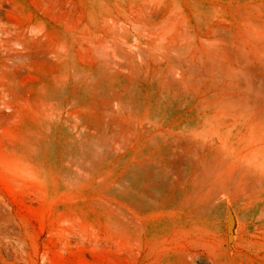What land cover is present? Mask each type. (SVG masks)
Returning a JSON list of instances; mask_svg holds the SVG:
<instances>
[{"label":"rangeland","instance_id":"374dc122","mask_svg":"<svg viewBox=\"0 0 264 264\" xmlns=\"http://www.w3.org/2000/svg\"><path fill=\"white\" fill-rule=\"evenodd\" d=\"M0 264H264V0H0Z\"/></svg>","mask_w":264,"mask_h":264},{"label":"bare ground","instance_id":"6f19581e","mask_svg":"<svg viewBox=\"0 0 264 264\" xmlns=\"http://www.w3.org/2000/svg\"><path fill=\"white\" fill-rule=\"evenodd\" d=\"M13 57V56H12ZM15 57V56H14ZM26 61V60H25ZM65 74V73H64ZM66 79V78H65ZM2 112H4V111H2ZM4 115V114H3Z\"/></svg>","mask_w":264,"mask_h":264}]
</instances>
